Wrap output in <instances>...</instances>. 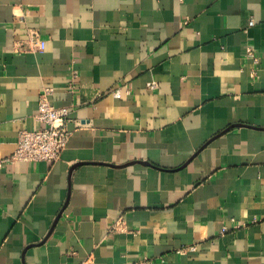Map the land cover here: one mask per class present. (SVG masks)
Returning a JSON list of instances; mask_svg holds the SVG:
<instances>
[{
  "label": "crops",
  "instance_id": "1",
  "mask_svg": "<svg viewBox=\"0 0 264 264\" xmlns=\"http://www.w3.org/2000/svg\"><path fill=\"white\" fill-rule=\"evenodd\" d=\"M144 261L264 264V0H0V264Z\"/></svg>",
  "mask_w": 264,
  "mask_h": 264
},
{
  "label": "built area",
  "instance_id": "2",
  "mask_svg": "<svg viewBox=\"0 0 264 264\" xmlns=\"http://www.w3.org/2000/svg\"><path fill=\"white\" fill-rule=\"evenodd\" d=\"M251 25H254V22H251ZM44 48L45 42L39 38L37 32H32L29 49L42 51ZM245 55L254 63H258L259 56L253 47H246ZM52 94L53 89L46 88L39 98L37 119L42 126L33 131H21L17 148L7 161L56 163L61 159L72 135L69 130L70 112L66 107H55L50 99ZM117 225L122 226L120 222ZM141 264H151V261H144Z\"/></svg>",
  "mask_w": 264,
  "mask_h": 264
}]
</instances>
